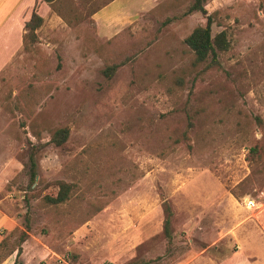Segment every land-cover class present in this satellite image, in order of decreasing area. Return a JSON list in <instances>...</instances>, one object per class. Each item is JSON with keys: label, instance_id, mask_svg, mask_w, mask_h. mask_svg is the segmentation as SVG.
<instances>
[{"label": "rangeland", "instance_id": "1", "mask_svg": "<svg viewBox=\"0 0 264 264\" xmlns=\"http://www.w3.org/2000/svg\"><path fill=\"white\" fill-rule=\"evenodd\" d=\"M192 1L102 39V0H0V264H264V0H202L198 64Z\"/></svg>", "mask_w": 264, "mask_h": 264}, {"label": "trees", "instance_id": "2", "mask_svg": "<svg viewBox=\"0 0 264 264\" xmlns=\"http://www.w3.org/2000/svg\"><path fill=\"white\" fill-rule=\"evenodd\" d=\"M43 3L46 4H52L56 0H40ZM111 0H102V2L98 5H104L107 2ZM202 0H193L191 5L188 6L186 9V13H191V12H198L201 15H206V12L204 8L202 7ZM96 7L95 9H97ZM94 11V10H92ZM42 23V19L40 16L37 15L35 12H31L29 19L25 22L24 28H25V33L22 36L21 39V44H22V49L24 52L28 53L30 52V46L32 43L35 42V34L34 31L40 27ZM210 26H211V18L209 15L205 16V25L203 27H196L192 30V32L185 38V43L190 49L191 53L193 54V60L194 63H201L203 62L208 55L212 56V61L214 60L215 57V50H213L212 46V41L210 39ZM219 38L221 40L219 41ZM215 42L219 45V43H222V47H224V40H223V34L219 33L215 37ZM221 47V48H222ZM112 68H107L106 70L103 71V74L106 77H109L111 75ZM67 136V130L66 129H57L55 132L52 134V137L50 138V142L53 143L55 146L61 145ZM249 154H255L256 153V148L252 147L249 150ZM34 163L30 159V166H29V174H30V179L32 180L34 178ZM57 193L54 197H49L47 198V201L50 204L56 205L59 203H63L68 199V194L70 191V185L66 184L64 182H58L57 183ZM163 213H164V219H163V231L167 235V230L169 227V219L171 217V211L169 206L166 204V202H163ZM19 251V250H18Z\"/></svg>", "mask_w": 264, "mask_h": 264}, {"label": "crops", "instance_id": "3", "mask_svg": "<svg viewBox=\"0 0 264 264\" xmlns=\"http://www.w3.org/2000/svg\"><path fill=\"white\" fill-rule=\"evenodd\" d=\"M158 0H111L89 14L95 37L109 39L119 32L132 16L154 8ZM44 3V11H50ZM48 13V12H47ZM60 20V19H59ZM52 21V20H50ZM55 22V21H53ZM11 256H9L10 259Z\"/></svg>", "mask_w": 264, "mask_h": 264}, {"label": "built area", "instance_id": "4", "mask_svg": "<svg viewBox=\"0 0 264 264\" xmlns=\"http://www.w3.org/2000/svg\"><path fill=\"white\" fill-rule=\"evenodd\" d=\"M254 205H255L254 202L252 200H250V199H246L244 201V206L247 209L254 207Z\"/></svg>", "mask_w": 264, "mask_h": 264}]
</instances>
